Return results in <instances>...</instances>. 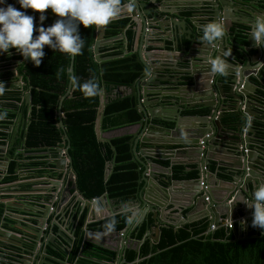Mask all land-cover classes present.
<instances>
[{
    "label": "water",
    "instance_id": "obj_1",
    "mask_svg": "<svg viewBox=\"0 0 264 264\" xmlns=\"http://www.w3.org/2000/svg\"><path fill=\"white\" fill-rule=\"evenodd\" d=\"M184 1L186 4L191 2L186 9L194 8L197 12L189 16H183L180 12L174 13V18L170 16L166 20L171 21L168 28L172 33H169L160 22L161 17L157 11L160 6L157 0H120L121 12L115 20H129L126 30L130 29L135 33L130 57H135L141 66L137 72L138 77L129 85L140 119L137 123L126 126L137 129L131 136L130 146L133 161L137 163V171L140 173L139 188L135 202L118 211L112 208L113 215L131 212V222L126 229L106 233L115 237L116 245L110 249L116 252L117 262H102L89 258L83 255L82 251L79 254L81 259H89L99 264H126L125 255L128 250L133 249L140 253L141 246L147 241L153 247L160 241L163 228H185L193 223L195 214L201 216V221H210L209 226L216 229L222 227L224 220L233 224L231 233L235 240L250 237L252 208L244 201L250 202L251 192L256 186L264 183V129L258 127L264 126V45L258 47L250 35L256 18H264V0ZM209 21H217L223 24L225 29L223 37L211 44L198 40L202 35L200 26ZM105 37V27L99 28L93 46L98 63L104 60L101 57V48ZM122 38L126 39L127 55L129 51L126 32L111 41ZM149 48L153 49L148 50ZM162 51H165L166 55L161 54ZM253 51L257 53L252 55ZM178 53L182 57L177 56ZM217 56L226 62V75L211 72L209 61ZM74 57L71 56L69 70L72 77ZM182 64L185 65L184 68L180 67ZM247 66L257 67L252 70ZM178 74L180 77H177ZM182 76L188 77V80L182 81ZM251 78H254L258 85L253 83ZM181 82L186 84L185 88L192 96L182 94V86L179 85ZM262 90L263 94L260 93ZM71 91L70 82L66 96ZM99 97L100 107L95 133L100 142H110L112 138L106 135L102 124L107 107L105 83ZM25 98L27 102L32 100L30 94ZM63 99L64 97L60 102L59 119L65 132L62 122ZM164 103H170L176 114L165 116L160 110L152 107H163ZM196 107L204 109L205 115L183 114L185 110ZM251 107L263 113L252 111ZM230 110H237L238 118L227 121L223 113ZM185 121H191L193 125L185 126ZM170 133L178 134L177 139L167 138ZM65 141L66 150H58L59 153L64 152V163L71 170L64 184L65 189L59 191L60 177L49 182L53 187L34 188L35 191H51L52 199L45 202V196L48 194L42 193L41 201L36 207L30 203L20 212L19 217L15 218L9 214L4 222L8 229L2 234L7 237V250L4 252L20 264H47L48 261L65 264L51 257L48 250L57 251L63 245L71 249L77 239L74 233L83 215L85 222L82 231L85 243L90 232V223L97 220V212L102 216L97 221L105 219L101 202L105 198H108L107 204L112 202L108 194H105L99 199L97 210V202L81 194L76 184V172L69 154L70 140L66 133ZM175 145L179 146L183 160L174 161V157H171L169 166L155 162V151H167ZM216 152L222 154L220 159L216 158ZM213 161L225 162L224 167L228 169L227 179H220L212 172ZM175 165L186 166L188 172H198L197 179L175 180ZM189 165L195 167L191 169ZM158 168L165 172V185L158 181L155 173ZM106 170L108 179L113 167L108 164ZM155 191L159 192L158 196L154 195ZM75 201L78 211L69 207ZM67 202L69 203L66 204ZM66 222H70L69 225ZM143 226H146V231L143 239L138 241L133 237V233H139ZM55 228L58 231H55ZM15 229L19 230L18 235L14 233ZM215 231L211 233L214 234ZM257 232L264 234L259 227ZM14 249H18V254L12 253Z\"/></svg>",
    "mask_w": 264,
    "mask_h": 264
},
{
    "label": "trees",
    "instance_id": "obj_2",
    "mask_svg": "<svg viewBox=\"0 0 264 264\" xmlns=\"http://www.w3.org/2000/svg\"><path fill=\"white\" fill-rule=\"evenodd\" d=\"M45 16L46 19L42 22L45 27L56 19L50 10L45 12ZM36 20L37 17L34 16L33 22ZM128 25V19L116 20L110 25L107 37H118L126 32L129 53L125 55L123 40L117 41L110 54L111 58L104 59L101 63L95 60L93 52L97 29L94 27L85 29L82 25L79 27L84 46L81 53L74 57L73 77L77 82H83L90 77L95 78L98 91L91 97H84L79 89L73 86L71 93L66 96L71 82L70 55L53 51L46 45L43 49L45 55L39 66L25 61L21 55L15 56V59L23 61L19 66V72L24 74L28 86L32 88L33 122L29 126L27 145L30 148L43 144L53 147L62 145L65 134L59 126L58 112L64 97L62 122L70 140L69 154L73 160L78 188L87 199H100L108 194V197L117 204L135 202L139 188L140 173L137 171V163L133 161L131 138L121 136L112 138L110 142H100L95 133V125L100 107L99 93L103 83L107 92V107L102 121L106 134L133 125L140 119L134 107V99L122 91L131 89L129 85L138 77L137 72L141 69L136 58L130 57L134 47V32L126 30ZM36 26L33 31L34 37L37 34ZM122 55L124 57H121ZM3 97V93H0V100ZM205 113L204 110L194 109L183 112L185 115ZM6 117L12 118L14 115ZM225 118L231 121L236 119V116L230 114L225 115ZM108 164L113 170L106 179ZM161 164L169 165L168 162ZM173 170L175 180H193L198 176V172H185L180 166L174 167ZM130 215V212L120 213L91 224L89 228L105 232L102 226L111 220L114 227L107 232L122 231L127 228ZM84 222L83 215L77 229V239L67 255V262L99 264L79 258L81 251L86 257L102 262H113L116 258L114 251L89 242L84 243L82 231ZM208 228L206 222L194 223L178 230L165 227L161 230L160 241L153 247L147 241L141 246L140 253L133 249L128 250L125 255L126 264H134L138 260H140L138 264H264V234L258 233L257 227L251 225L250 237L242 240H235L232 230L220 228L214 234H207ZM145 231L146 226H143L139 233H133V237L138 241L142 240ZM49 253L59 259L66 257V254L61 252Z\"/></svg>",
    "mask_w": 264,
    "mask_h": 264
},
{
    "label": "flooded vegetation",
    "instance_id": "obj_3",
    "mask_svg": "<svg viewBox=\"0 0 264 264\" xmlns=\"http://www.w3.org/2000/svg\"><path fill=\"white\" fill-rule=\"evenodd\" d=\"M6 1L5 4H7ZM13 6L18 10H22L20 9V5L16 2ZM23 11L37 17V20L33 22L34 26L40 22L38 20L40 15L39 12H35L32 9ZM115 21L116 20L110 21L107 26H104L106 39L101 48V57L103 59L111 58L110 54L113 48L116 46L117 41H120L119 39L111 41L112 37H107V31L110 29V25ZM123 34H125V32H123ZM1 54H4V56ZM18 55H20V53L15 49H10L8 53H0V60L2 61L0 65V87L4 89L3 92H0L3 93L4 96L0 100V112H6L7 115H14L12 118L5 117L0 120V264H20L15 258H9L4 252L7 250V237L2 234L8 230L4 224L6 217L9 216V214L15 218H17V216L19 217L20 212L30 203L36 207L41 200H39V202L33 201L29 199L30 196H38L40 199V195L46 193L48 195L45 196V202H49L52 199L50 196L51 191H47L46 189V191H35L34 188L53 187V184H49V182L56 181L57 178L60 177L59 191L62 192L65 189L64 184L67 182L71 172L69 166L64 163V158L66 157L64 152H58L60 149L64 151L67 148L65 135L62 145L57 147L43 144L35 148H30L27 145L29 126L33 122L34 106L32 100L31 102H27L25 98L26 95L29 94L32 97V88L28 86L24 74L19 72V66L23 61L15 59V56ZM13 71H15V73ZM16 98L19 99V101H16ZM59 126L61 127L60 121ZM23 196L26 198L23 199ZM22 200L23 202H21ZM76 205L77 203L71 208H75V210L78 211ZM25 216L27 217L26 214ZM14 233L18 235L19 230L15 229ZM76 233L77 231H75L74 234ZM15 244L20 246L18 243ZM71 250L72 248L69 249L67 246L63 245L57 251H54L66 254L65 259L52 256L49 253V251H53L51 249L48 250V253L51 257L65 264H70L67 262L66 258ZM17 252L18 249H14L12 253L18 254ZM117 260L118 256L116 254V258L113 262H117ZM50 263L52 264L54 262H47V264Z\"/></svg>",
    "mask_w": 264,
    "mask_h": 264
},
{
    "label": "clouds",
    "instance_id": "obj_4",
    "mask_svg": "<svg viewBox=\"0 0 264 264\" xmlns=\"http://www.w3.org/2000/svg\"><path fill=\"white\" fill-rule=\"evenodd\" d=\"M20 9L12 4L0 6V53H8L15 49L25 61L39 66L44 57V47L47 45L53 51L66 53L75 56L81 53L84 40L80 35L79 27L85 29L94 27L99 29L107 26L110 21L115 20L121 11L120 0H16ZM0 5H5V0H0ZM32 9L39 12L35 37L34 16L26 11ZM50 10L56 19L49 26H44L46 19L45 12ZM202 35L198 40L211 44L224 35V25L217 21H209L200 26ZM258 47L264 45V18H256L252 27L251 35ZM211 72L220 75L227 74V65L224 59L217 56L210 59ZM72 86L78 88L84 97H91L97 94L98 84L95 78L90 77L83 82H77L75 77H69ZM0 87V92H3ZM6 112H0V120L6 117ZM95 207L99 210V198ZM252 208L251 225L259 227L264 231V183L259 184L251 192V201H244ZM128 222H131L129 218ZM105 230L111 231L114 222L109 220L102 226Z\"/></svg>",
    "mask_w": 264,
    "mask_h": 264
},
{
    "label": "crops",
    "instance_id": "obj_5",
    "mask_svg": "<svg viewBox=\"0 0 264 264\" xmlns=\"http://www.w3.org/2000/svg\"><path fill=\"white\" fill-rule=\"evenodd\" d=\"M7 2V4H12V5H14V3L16 2V0H7L6 1ZM185 1L184 0H157V3H158V5L160 6L159 7V9H157V11L159 12V17H161V20H160V22L162 23V26L164 27V29H167V30H169V33H172V30H170L169 28H168V23H170L171 21H166L168 18H170V16H172L173 18L175 17V15H174V13H178V12H180L183 16H189L191 13H193V12H197V10H195L194 8H192V9H186V8H188V3H191L190 1L186 4V3H184ZM7 4H5V6L7 5ZM153 5V4H152ZM153 6H155V5H153ZM197 6H200V5H197ZM160 10H163V12H161ZM199 11H201V10H199ZM121 12V11H120ZM153 27V26H152ZM154 28V27H153ZM150 31L152 32L153 31V29H150ZM163 31H160V33H162ZM240 36V35H239ZM134 39H135V33H134ZM121 40V39H120ZM122 40H123V42H124V44H126V39H123L122 38ZM125 40V41H124ZM117 44V43H116ZM155 45H159V44H155ZM153 48H149L148 50H152ZM257 52L256 51H253L252 52V55H255ZM161 54H163V55H166V52L165 51H162L161 52ZM177 56H179V57H182V55L180 54V53H178L177 54ZM1 60H0V65H1ZM184 64H182V65H180V67L181 68H184ZM247 67H249V66H247ZM256 67L257 66H255L254 68H250L249 67V69H252V70H254V69H256ZM251 70V71H252ZM182 71V70H181ZM179 75V74H178ZM177 75V77H180V75L178 76ZM181 80L183 81H186V80H188V77H184V76H182V78H181ZM251 80H252V82L253 83H255V84H257L258 85V83L255 81V79L254 78H251ZM180 86H182V88L180 89L181 91H182V94L184 95V96H192V93L191 94H189V90H187L186 88H185V86H186V84L184 83V82H181L180 84H179ZM261 87V86H260ZM262 88V87H261ZM122 91H125L127 94H129V95H133V91L131 90V89H128V90H122ZM260 93L261 94H263V90L262 91H260ZM152 107H155L156 108V110L158 111V110H160L161 111V113L163 114V115H165V116H173V115H175L176 114V112L173 110V107H172V105L170 104V103H164L163 104V107H159V105H155V106H152ZM252 111H255V112H259V113H263L262 111H259V110H257L255 107H251L250 108ZM191 110H193V109H191ZM194 110H200V111H203L204 109H202V108H200V107H196V108H194ZM205 111V110H204ZM250 111V110H249ZM251 112V111H250ZM230 114H234L235 116H236V118H238V112H237V110H230V111H225L224 113H223V115L225 116V115H230ZM185 115V114H184ZM202 114H199V115H196V116H201ZM203 115H205V114H203ZM190 125H193V122H191V121H185V126H190ZM258 127H262L263 129H264V126H259L258 125ZM136 127H133V128H128V127H123V128H120V129H117V130H114V131H112V132H110V133H107L106 135L107 136H109V137H111V138H114V137H121V136H128V137H130L131 138V136H132V134H134L135 132H136ZM181 134V133H180ZM169 135V134H168ZM167 138H169V139H171V138H174V139H177V137H178V134H172V133H170V135L169 136H166ZM1 143H3V142H1ZM174 148H177V149H179V146H177V145H175V146H173L170 150H167V151H165V150H157V151H155V153H153V154H155V156L157 157V160H155V162L156 163H159V164H161V163H163V162H168V163H170V158L171 157H174L173 159H174V161H181V160H183V158H182V154H180L179 153V151H180V149L179 150H176V151H174L173 149ZM215 154V156H216V158L217 159H220L221 158V156H222V154H220V153H218V152H216V153H214ZM176 157V158H175ZM167 166H169V165H167ZM176 166H180V167H183V169L185 170V172H188L187 170H186V166H184V165H175L174 167H176ZM225 166V162H222V163H219L218 161H213L212 162V166H211V168L213 167V169H212V172L213 173H216L217 174V176L220 178V179H225L226 177H228L227 175V173H228V169L226 168V167H224ZM189 168H191V169H193L195 166L194 165H189L188 166ZM189 172H196V171H194V170H191V171H189ZM155 173L157 174V176H158V181H159V183H161V184H164L165 185V183H164V171H162L161 169H156L155 170ZM214 182H215V178H213V180H212V184H214ZM155 183V182H154ZM213 186V185H212ZM159 187V186H158ZM160 188V187H159ZM161 189V188H160ZM157 194V196L159 195V192L158 191H155V194L154 195H156ZM10 197V196H9ZM23 199H25L26 197L25 196H23L22 197ZM29 199H31V200H33V201H37V202H39V197L38 196H30L29 197ZM107 199L108 198H105V199H103V201L101 202V208H103V213H102V215L104 216L103 218H105V219H107V218H110V217H112V216H114L112 213H113V210H112V208L115 210V211H118V210H121L122 208H125V207H128L129 206V204L130 203H122V204H117L115 201H112L110 204H107ZM21 202H23V200L21 201ZM69 202H67L66 204H68ZM73 203V204H72ZM71 204L72 205H70L69 207L71 208L72 206H74L75 204H76V202H72ZM85 205V202L83 203V206ZM78 207V204L76 205V208ZM36 209V208H35ZM137 211L139 212L140 210L139 209H137ZM130 212V211H129ZM124 213V212H123ZM131 213V212H130ZM201 216L200 215H197V214H195V215H193V218H194V221H193V223L192 224H194V223H197V224H200V223H204V222H206L207 224H208V227H210L209 226V224H210V221H208V220H205V221H201V218H200ZM99 218H102V216L100 215V213H98L97 212V220H99ZM51 220L53 219V216H51V218H50ZM105 219H103V220H105ZM93 221L92 223H90V225L91 224H94V223H99V222H101V221H103V220H100V221ZM70 223V222H69ZM69 223L68 222H66V224L67 225H69ZM228 222L226 221V220H224L223 222H222V226L224 227L225 226V224H227ZM209 229V228H208ZM55 231H58V229L57 228H55ZM84 233V232H83ZM106 233H109V232H99V231H95V230H91L90 229V232L87 234V237H86V242H89V243H92V244H95V245H97V246H101V247H104V248H106V249H108V250H112V249H110V248H112L113 246H115L116 245V242H115V237H112V236H110L109 234H106ZM64 252V251H63ZM67 252V251H66ZM51 264V263H50ZM52 264H54V263H52Z\"/></svg>",
    "mask_w": 264,
    "mask_h": 264
},
{
    "label": "built area",
    "instance_id": "obj_6",
    "mask_svg": "<svg viewBox=\"0 0 264 264\" xmlns=\"http://www.w3.org/2000/svg\"><path fill=\"white\" fill-rule=\"evenodd\" d=\"M221 228H225L227 230H232L234 227H233V224L227 223V224H225L224 227L222 226ZM215 230H217V229L214 226H210L209 229H208L207 234H209V233H211L212 231H215Z\"/></svg>",
    "mask_w": 264,
    "mask_h": 264
}]
</instances>
